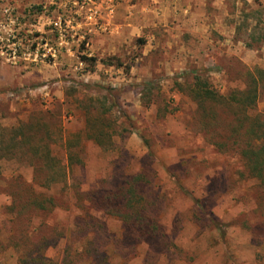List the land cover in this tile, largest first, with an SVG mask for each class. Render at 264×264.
<instances>
[{
    "label": "rangeland",
    "instance_id": "obj_1",
    "mask_svg": "<svg viewBox=\"0 0 264 264\" xmlns=\"http://www.w3.org/2000/svg\"><path fill=\"white\" fill-rule=\"evenodd\" d=\"M263 34L264 0H0V139L34 124L50 130L59 159L65 162L66 139L81 160L48 218L59 236L47 251L51 260L81 243L68 232L76 204L89 205L82 193L152 171L148 194L158 199L167 242L145 238L132 248L120 219L101 209L93 213L108 229L99 242L104 260L77 264H264L257 181L205 142L187 95L198 76L220 94L245 89L250 74L264 71ZM81 57L98 60L93 71ZM88 112L110 135L102 146L87 138ZM248 113L264 116V90ZM16 171L32 178L28 160L0 158L1 221ZM39 191L60 196L61 186ZM196 200L213 227L194 220ZM0 264L20 263L9 248L0 249Z\"/></svg>",
    "mask_w": 264,
    "mask_h": 264
},
{
    "label": "trees",
    "instance_id": "obj_2",
    "mask_svg": "<svg viewBox=\"0 0 264 264\" xmlns=\"http://www.w3.org/2000/svg\"><path fill=\"white\" fill-rule=\"evenodd\" d=\"M261 38L264 39V34ZM81 60L91 71L98 63L94 57H81ZM106 63L124 68L127 72L130 70V66L124 67L123 63L115 59H109ZM245 82V89L242 91L233 90L220 94L206 79L198 76L187 86V95L197 106L198 128L204 135L205 142L221 155L236 158L243 167L241 174L256 179L255 186L259 189L257 209L264 217V116H252L248 113L255 110L264 90V71H257L256 77L250 74ZM87 114V138L102 146V138L109 139L110 135L96 126L91 112ZM62 131L63 128L59 125V132ZM8 136L7 139H0V158L15 159L20 163L28 160L33 168L30 180L16 171V175L7 181L5 194L10 203L3 211L6 219L0 220V233L8 235L5 243L0 240V249L11 248L18 263L77 264V258L83 261L104 260V253H101L104 246L99 242L102 238H108V229L105 222L93 213L101 209L120 219L132 248L141 244L145 238L167 242L168 237L157 214L160 208L158 199H150L149 195L153 189V181L148 173L152 171L122 175L123 180L117 185L107 182L106 191L81 194L89 205L85 206L83 201L76 204L80 214L76 216L70 232L67 231L71 241L79 240L81 243L78 246L73 242L66 244L61 249L60 261L54 262L47 256V251L54 248L52 242H58L59 236L57 237L55 226L49 224L48 218L61 206L60 202L67 192L66 184L71 167L81 160L66 139L61 145L66 153L65 162L59 159L51 149L56 141L52 139L48 128L42 130L37 125L28 124L10 131ZM58 185L61 186L60 196L39 191H48ZM165 198L163 196L159 201H165ZM204 205L200 200L195 201L194 220L202 227H213L207 219L210 214L204 211ZM216 229L222 233L219 227ZM65 232L66 229H63L62 234L65 235Z\"/></svg>",
    "mask_w": 264,
    "mask_h": 264
}]
</instances>
